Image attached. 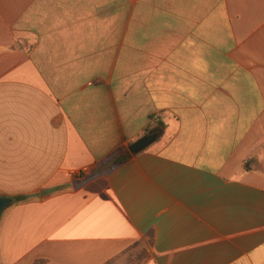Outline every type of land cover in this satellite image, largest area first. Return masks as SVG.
I'll list each match as a JSON object with an SVG mask.
<instances>
[{"label": "crops", "instance_id": "obj_1", "mask_svg": "<svg viewBox=\"0 0 264 264\" xmlns=\"http://www.w3.org/2000/svg\"><path fill=\"white\" fill-rule=\"evenodd\" d=\"M0 195V264H264V0H0Z\"/></svg>", "mask_w": 264, "mask_h": 264}, {"label": "trees", "instance_id": "obj_2", "mask_svg": "<svg viewBox=\"0 0 264 264\" xmlns=\"http://www.w3.org/2000/svg\"><path fill=\"white\" fill-rule=\"evenodd\" d=\"M130 155H131V153L126 148L122 147L110 159V161H111V163L113 165L120 164V163L124 162L125 160H127ZM23 199H24V197H20V196L13 197L12 198V202L10 204H12V203H14L16 201H21ZM145 256H146V252L143 249H141L135 255L130 256L128 262L131 263V264H134L135 262H140ZM132 258H133V260H131ZM33 264H46V260H44V259H36L33 262Z\"/></svg>", "mask_w": 264, "mask_h": 264}, {"label": "water", "instance_id": "obj_3", "mask_svg": "<svg viewBox=\"0 0 264 264\" xmlns=\"http://www.w3.org/2000/svg\"><path fill=\"white\" fill-rule=\"evenodd\" d=\"M154 138H155L154 133H148L145 136H143V137L137 139L136 141H134L133 143H131L128 147V150L131 153H135V152L143 149L144 147H146ZM11 202H12L11 197L0 195V214H1L2 210L6 206H8Z\"/></svg>", "mask_w": 264, "mask_h": 264}]
</instances>
